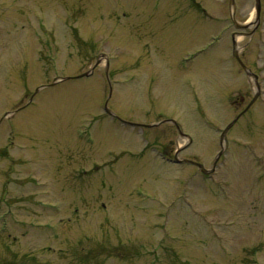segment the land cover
<instances>
[{
    "label": "rangeland",
    "instance_id": "obj_1",
    "mask_svg": "<svg viewBox=\"0 0 264 264\" xmlns=\"http://www.w3.org/2000/svg\"><path fill=\"white\" fill-rule=\"evenodd\" d=\"M222 2L0 0V264H264V82L161 156L264 77Z\"/></svg>",
    "mask_w": 264,
    "mask_h": 264
},
{
    "label": "flooded vegetation",
    "instance_id": "obj_2",
    "mask_svg": "<svg viewBox=\"0 0 264 264\" xmlns=\"http://www.w3.org/2000/svg\"><path fill=\"white\" fill-rule=\"evenodd\" d=\"M223 1H225V2H222L225 6H226V8L228 9V8H230V2H229V0H223ZM234 1V7L236 8V2H235V0H233ZM194 2V1H193ZM194 5H195V7L196 8H201V10L204 12V14L206 13V9L205 8H202L200 5H199V3H196V2H194L193 3ZM223 4H220L221 6L223 5ZM223 5V6H224ZM256 6L258 7V14H257V16H255V18H254V20H253V26H254V29H253V31L254 32H257L259 29H260V26H261V21H262V16H263V14H264V0H258V1H256V0H254V3H253V8H255L256 9ZM206 14H208V13H206ZM209 15V14H208ZM231 21H233L232 19H231ZM233 23V22H232ZM248 27V26H247ZM238 33V32H237ZM233 35L234 34H232V42L234 43V39H233ZM103 54V52H99V54H98V58L97 59H100L101 58V55ZM258 56H257V58H256V70L258 71V72H255L254 73V82H255V86H256V95H257V97H256V99L257 98H259L260 97V95L262 94V86H261V82H264V77L262 78L261 76H260V72H261V64H260V60H261V56H260V52L258 51V54H257ZM92 73V72H91ZM256 99L254 100V102L256 101ZM112 119H117L115 116H113L112 117ZM162 155H163V157L164 158H166V160L168 161H170V160H175V157L173 156V158L171 159L169 156H167V154H166V152H162ZM221 156L222 155H217L216 157H215V159H214V161H213V163L211 164V166L209 167V168H213L210 172H208V173H204V172H202L199 168H198V165H197V163H198V161L197 160H194V159H190V160H193L192 162H182V163H179V162H177L178 164H188V165H192V166H195L203 175H206V176H211L212 174H214L215 173V171H216V168H217V165H218V161L220 160V158H221Z\"/></svg>",
    "mask_w": 264,
    "mask_h": 264
},
{
    "label": "water",
    "instance_id": "obj_3",
    "mask_svg": "<svg viewBox=\"0 0 264 264\" xmlns=\"http://www.w3.org/2000/svg\"><path fill=\"white\" fill-rule=\"evenodd\" d=\"M256 1H258V0H256ZM230 3L232 4L233 3V1L232 0H230ZM232 6H233V4H232ZM234 7V6H233ZM258 7L256 6V9H255V13H256V16H257V14H258ZM233 21H234V23L236 24V26H238V27H240V28H243V27H245L246 25L245 24H240V23H237L234 19H233ZM239 62H240V64H241V66L243 67V68H245V66H244V64L239 60ZM88 73H84V74H81V75H79L78 77H80V76H83V75H87ZM249 74H251L252 76H253V74L252 73H249ZM256 96V95H255ZM253 101V100H252ZM252 101H251V103H252ZM250 103V104H251ZM249 104V105H250ZM249 105L245 108V110H247V108L249 107ZM244 110V111H245ZM243 111V112H244ZM241 115V114H240ZM239 116V115H238ZM237 119V118H236ZM236 119H234L230 124H228L225 128H224V130L221 132V134H220V144H221V147L223 148V145H224V135H225V133L227 132V130L231 127V125L235 122V120ZM166 121H169V122H171V123H173L175 126H176V128L178 129V125L176 124V122L174 121V120H171V119H169V120H166ZM178 132H179V135H181V136H186L187 138H188V140H190V138L187 136V135H185V134H183L179 129H178ZM180 149H178L177 151H176V153H178V151H179ZM222 151V150H221ZM221 153V152H220ZM198 166H199V168L201 169V171L202 172H204V173H207L208 172V170H205L203 167H202V165H200V164H198Z\"/></svg>",
    "mask_w": 264,
    "mask_h": 264
}]
</instances>
